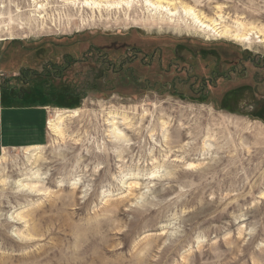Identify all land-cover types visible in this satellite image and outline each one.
<instances>
[{
    "label": "rangeland",
    "instance_id": "1",
    "mask_svg": "<svg viewBox=\"0 0 264 264\" xmlns=\"http://www.w3.org/2000/svg\"><path fill=\"white\" fill-rule=\"evenodd\" d=\"M86 1L0 0L1 98L49 53L155 65L104 76L93 51L67 83L29 78L66 119L0 158V264H264V0H173L252 42Z\"/></svg>",
    "mask_w": 264,
    "mask_h": 264
},
{
    "label": "bare ground",
    "instance_id": "2",
    "mask_svg": "<svg viewBox=\"0 0 264 264\" xmlns=\"http://www.w3.org/2000/svg\"><path fill=\"white\" fill-rule=\"evenodd\" d=\"M103 3H105L104 6L102 5ZM123 3L127 4V7H129L127 0H87L85 4L89 5L91 9H98L99 12L102 13L105 9L109 10L114 7V5L119 7ZM145 3L148 5V8L152 7L156 11V14L158 13L161 16L160 18L157 16V18H159V21L162 23H173L176 22L175 19H179L181 23L187 26L196 28L204 33L215 34V36L221 39H231L237 42H252L254 39V33L251 31H243L240 27L233 30L232 28H229V26L223 25L222 21L221 23H218L217 20H210L202 12L197 11L195 8L174 2L173 0H145ZM153 18L155 20V15ZM256 39H259L260 43H264V36H260L259 33H255V40ZM0 41L4 40L0 39ZM116 116L117 113H109L108 119L110 122L108 124L110 125L111 133L114 137L123 138L125 136L123 131L119 128V124L116 122ZM65 119L66 118L63 113L57 114L56 118L52 119L48 124L49 130L56 136H62V124ZM33 148L35 147L28 149L32 150Z\"/></svg>",
    "mask_w": 264,
    "mask_h": 264
},
{
    "label": "crops",
    "instance_id": "3",
    "mask_svg": "<svg viewBox=\"0 0 264 264\" xmlns=\"http://www.w3.org/2000/svg\"><path fill=\"white\" fill-rule=\"evenodd\" d=\"M3 98L6 97L0 99V158L10 149L48 145L50 112L47 104L32 102L28 98H37L30 96Z\"/></svg>",
    "mask_w": 264,
    "mask_h": 264
},
{
    "label": "flooded vegetation",
    "instance_id": "4",
    "mask_svg": "<svg viewBox=\"0 0 264 264\" xmlns=\"http://www.w3.org/2000/svg\"><path fill=\"white\" fill-rule=\"evenodd\" d=\"M88 51L85 53H75V54H71V53H67L64 54V56H62V58H53L55 56H52L51 53L46 54L45 57H47L45 60H42L41 63V70L37 71V69L34 68H29L27 69V72H22L21 75L19 76V84H21L18 87V95H20L21 97H34L37 99H41V98H50L52 96H48L46 95L47 93L44 92V94H41L38 91H34L31 90L29 88H31L30 86V82L34 81V82H47V83H67L68 82V74L75 68V66L77 65H81L84 64V62L89 63V57H95V53L93 51H96V49H94V47H89L87 49ZM96 55L97 58H103V59H97V61L101 62V66L100 69L103 72L104 76H107V74H109V72L111 71L113 74H118L120 72H122L123 70V74L126 71V68L129 67L130 63H136L141 62V64H143L146 68H154V60H149L147 61L146 56L148 57V55L144 56V59H140L139 55H127L126 59L124 58L121 62L119 63H113V62H106V55L103 54V52H100V50L96 51ZM43 56V55H41ZM161 57L162 54H161ZM163 61V59L161 60V62ZM106 62L107 65H103L102 63ZM117 65L119 66V70H117ZM161 65V64H160ZM98 69V68H96ZM117 72V73H116ZM119 75V74H118ZM29 78H32L33 80L31 81ZM97 75H95L94 80L97 82ZM226 78H230V76L226 77ZM107 81V80H106ZM71 83V81L69 82ZM76 83V82H75ZM209 80L206 81V85L209 84Z\"/></svg>",
    "mask_w": 264,
    "mask_h": 264
}]
</instances>
